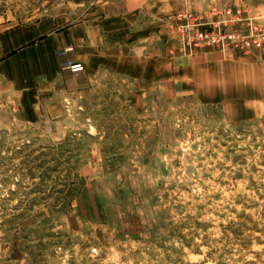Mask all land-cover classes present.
<instances>
[{
    "label": "rangeland",
    "instance_id": "374dc122",
    "mask_svg": "<svg viewBox=\"0 0 264 264\" xmlns=\"http://www.w3.org/2000/svg\"><path fill=\"white\" fill-rule=\"evenodd\" d=\"M238 10L262 46L246 21L227 49L176 26ZM82 22L118 54L46 52ZM26 26L39 59L0 79V264H264V0H0V34Z\"/></svg>",
    "mask_w": 264,
    "mask_h": 264
},
{
    "label": "crops",
    "instance_id": "0c3cea01",
    "mask_svg": "<svg viewBox=\"0 0 264 264\" xmlns=\"http://www.w3.org/2000/svg\"><path fill=\"white\" fill-rule=\"evenodd\" d=\"M38 36V28L34 26L18 27L0 34V79L2 81L14 80L18 77L24 59L29 62L30 66L38 61L41 52L37 51L34 43ZM44 41L45 50L50 53L69 44H79L82 55L78 58L81 57L80 61L84 62L85 68L92 65L101 66L105 55L118 54L117 50L104 49L100 28L92 27L85 22L69 26L58 33H49ZM29 53V57L22 60V57H26ZM16 88L13 87L9 91H17Z\"/></svg>",
    "mask_w": 264,
    "mask_h": 264
},
{
    "label": "built area",
    "instance_id": "2783aa9c",
    "mask_svg": "<svg viewBox=\"0 0 264 264\" xmlns=\"http://www.w3.org/2000/svg\"><path fill=\"white\" fill-rule=\"evenodd\" d=\"M230 14H232L231 10L227 12L228 16H230ZM254 18L255 17H244L242 11L238 10L234 13L232 18L228 20L218 19V21L213 24L211 21H205L202 15L192 12H181L176 16V26L179 29L182 40L186 43H207L222 49H227L230 44L241 43L245 40L246 36L238 25L246 21L250 25L248 36L252 38L254 44L262 46L261 27L254 23ZM228 22H230L232 27H226L225 29L224 25H227ZM71 49L70 47L67 50ZM71 67L73 71H82L84 69L81 63H73Z\"/></svg>",
    "mask_w": 264,
    "mask_h": 264
}]
</instances>
